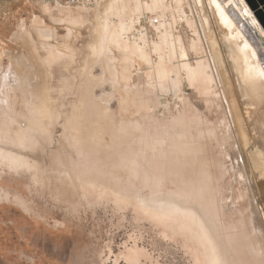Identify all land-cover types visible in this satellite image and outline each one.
Masks as SVG:
<instances>
[{
  "label": "rangeland",
  "instance_id": "rangeland-1",
  "mask_svg": "<svg viewBox=\"0 0 264 264\" xmlns=\"http://www.w3.org/2000/svg\"><path fill=\"white\" fill-rule=\"evenodd\" d=\"M112 1L59 7L38 0H0V67L14 65L20 81H30L38 93L51 96L57 90L55 98L49 97L47 119L60 115L67 122V109L75 107L83 115L90 110L83 116L89 120L79 117L78 123L91 124L84 128L91 138L108 145L119 132V142H124L125 148L142 144L134 161L119 163L102 150L95 162L80 165L59 158L58 142L25 146L8 140L9 135L0 136L4 148L0 149V264H195L196 256L202 259L204 243L211 250V241H205L203 231L187 222L186 216L173 214L177 211L164 215L165 210L155 207L162 200L197 210L224 263L246 264L233 246L238 242L225 236L227 229L219 219L213 191L221 192L222 185L204 181L205 175L195 174L193 162L183 164L181 157L173 169L158 168L147 157L146 147L158 141L165 154L182 153L186 147L197 153L206 146L214 152L219 145L225 146L226 153L232 150L233 139L220 120L229 111L220 96L225 94L231 101V95L250 138L246 146L232 118L235 143L240 145L237 152L252 181L255 211L262 215L258 168L264 166V154L260 153H264V90H253L264 84L260 59L247 50L243 55L244 37L237 36L235 26L222 20L213 0H118L115 10H109ZM145 14L162 16L163 23L153 30V37H140L133 30L139 16ZM102 20L109 29L100 30ZM122 23L129 26L128 49L124 43L112 42V30ZM41 32H51V38ZM164 33L167 43L164 36L161 39ZM42 42L62 53L57 65L45 61ZM157 42L161 46H154ZM183 50L187 58L181 54ZM158 65L169 71L161 76L164 79L156 75ZM188 67H201L205 72L192 78ZM81 102L90 109L80 108ZM24 103L23 98H17L20 108ZM92 106L103 113L94 112ZM4 113L0 108L1 121ZM64 122L62 125L67 124ZM231 150L222 162L236 173ZM212 173L221 179L214 168ZM240 187L235 184V197Z\"/></svg>",
  "mask_w": 264,
  "mask_h": 264
},
{
  "label": "bare ground",
  "instance_id": "bare-ground-1",
  "mask_svg": "<svg viewBox=\"0 0 264 264\" xmlns=\"http://www.w3.org/2000/svg\"><path fill=\"white\" fill-rule=\"evenodd\" d=\"M117 1L118 0H113L107 8L109 10L114 8V10H115V8H116L115 6H117V4H118ZM213 1H214V3H216V5L218 7V12L221 13L220 15L222 17V20L225 23H229V24L231 23L233 26H235L236 30L234 29L233 31H235L238 34L237 36L244 37L243 44H242L244 54L243 53L242 54L245 55V50L250 51L251 54L258 61L260 59L262 65H263V68H264V30H263L264 26L261 24L260 20L256 16L255 12L252 10V8L248 5L247 1L245 0L252 12L249 10V8H247V6L242 7V5L240 3H238V6H237V4L234 0H213ZM242 4H244V3H242ZM85 7H87V6H85ZM104 21L105 20H102L100 30L105 31L109 28ZM127 28H129V26L126 25V23H122V24H120V26L118 25L116 29L112 30V31H114V38H113L114 40L112 41V37H109V38H111L109 40H111L112 42L115 41L118 45L124 43L125 49H128L130 47L128 45L129 44L128 40L130 38H129V36H128L129 39L127 38V35H128L126 33V30H128ZM20 32L23 33L22 30H20ZM106 32L108 33L109 31H106ZM29 33H31V32H29ZM108 34H110V33H108ZM41 35H43V37H45V38H51V32H41ZM101 36H103L102 38L104 41L105 32H103ZM108 36H111V35H108ZM108 36L106 38L107 40H108ZM132 36H134V35H132ZM163 36H164V38H163ZM162 38L164 39L165 43H167L169 40L166 33H164V35H162L161 39ZM157 45H160V44L158 43L154 46H157ZM142 47L137 46V48H139V50L143 49ZM40 48H41V51L44 50L42 56H44L45 61H48V59H50V61L55 63L56 61L60 60V58L62 56V53L58 49H56L53 46H50V44H47L45 42L41 43ZM101 48H103V44H101ZM38 49H39V47H38ZM241 50L242 49L240 48V51ZM181 54L184 55V58H187V53L184 50ZM247 55H248V53H247ZM146 56H147V54H146ZM250 57H251V55H250ZM22 58L26 59L25 55H23ZM162 58H164V57H162ZM161 63H163V62H160V64ZM248 63L250 64V62H248ZM258 65H260V64H258ZM58 67L59 66H57V68ZM162 67L165 68L166 66L164 65ZM257 67H255V69H258ZM248 68H250V66ZM263 68H262V66H261V69L259 67V69L261 70V71L259 70L260 74H261V72L264 73ZM166 69L167 68H165V70ZM187 69H189L188 71L191 74V76L189 74L190 77H192V76L193 77H195V76L201 77V75L205 72V71H203V69L201 67H195V68L188 67ZM165 70L162 69L160 67V65H158L157 66V74L156 73L155 74L159 75L160 77L161 76L164 77V73L167 72ZM248 71H250V70H248ZM152 72H154V71L152 70ZM251 72L253 73V71H251ZM0 73H1L0 74V108L5 110V112H6V114L4 113L5 118L2 116L3 121L0 120V129H2V131H0V136L7 137L9 135L7 137L8 140L12 141L13 143H15L17 145H25V146L34 145V144H37L38 146L39 145L42 146L43 144H48L51 141H53L54 143L58 142V143H56L57 144V147H56L57 155H59L60 159H63V161H65L69 164L76 163V162H78L80 165H82L83 163H90V162L93 163L97 160L98 157L103 155L102 150H105L107 152L105 154H107L108 156L109 155L115 156L116 157L115 160L119 161V163H126V162L134 161L137 159L138 152H139L140 148H142L140 145H142V144L137 143L136 145L125 148V146L122 145V143H124V142H122V143L119 142L120 141L119 140V137H120L119 132H115L113 134L114 142H112L111 144H108V145H105L104 141H103L104 143H102V141L99 138H91L87 133H85L84 128L87 129L88 124L89 125H91V124L90 123H85V124L81 123L83 127H80L81 124L78 123V119H80L79 117H82V119L84 118V120L88 121L89 116H85V117H83V116L89 115L90 110H88V114L83 115L81 110L80 109L76 110L75 107L70 109L69 111L67 109L65 112L67 114L66 120H68V121L67 122L65 121L67 123L65 125H62L64 121L61 120V117H59L60 115L59 116L56 115L54 117L52 116V118L48 117V119H47V114L51 113L48 110V104L50 102L49 97L51 98V96L53 95L55 98V96L57 94L56 89H55V94H54V91H52L51 96H50V94L45 95L44 94L45 92L38 93L35 90L33 83H31L30 81H28V83L20 81L19 73L16 70V68L14 67V65L8 67V69L6 67H0ZM256 73H257V71H256ZM209 75H210V77L213 78L211 73ZM261 76H263V78H264V75H261ZM163 77H161V78L164 79ZM158 79H159V77H158ZM195 79H197V78H195ZM161 81H163V80H161ZM208 81H209V79H208ZM53 87H55V86H53ZM228 90L231 92L230 89H228ZM46 92H47V90H46ZM229 94H232V93H229ZM18 97L23 98V101L25 102L21 108H20V106L16 105V101H17ZM224 97H225V100H224ZM230 97H231V101L229 100V98H227V96L225 94L224 95L222 94L220 96V99H222V101L226 102L228 104V108H229V111L226 110V116L220 120L224 124L223 130L225 129L224 131L228 132L229 137H231L233 139V142H232L233 148H232V150L231 149H229V150H231V153H232V155H231V157H233L232 161L236 160V161H233V163H232L233 165L231 164V166H235V165L237 166L234 169V170H236V173H235V171H233V167L231 168L232 170H230V171L228 169H226L225 164H223V162H222L223 157L226 156V154H228V152H229V150L227 151V153H226V151H223L222 147H225L223 145H221L222 147H220V145L217 146L218 148L214 152H213V150H210V148H212L211 146L210 147L206 146V147H202L201 149H199L200 152H197V153L195 152L196 150H191L189 148L186 149L187 148L186 147V148H184V150H186V151H184L182 153L169 151L170 153L165 154V149L164 150L162 149L164 152L160 151L161 148H159L157 145L158 141L152 142L151 145L147 141L146 144L148 146L149 145L150 146L146 147L149 149L148 150L146 149L147 151L146 150L145 151L147 152V157L152 158V160L156 162L155 165L158 168L168 166L169 168L173 169V167H174L173 163L174 162L177 163L176 161L179 160L178 157H181L183 164L193 162V165L195 168V174L200 175L201 178H203L202 175H205L203 178V180L205 179L204 181L210 180L208 182L212 186H216L218 184H221L223 187V190L221 192L213 191V193L215 195L214 198L216 199V202L218 203V206H219L220 222H221V224H223L225 226V229H227L225 232V236H227V237L232 236L238 242V245L235 242V244H233V246L238 248V252L241 254V257H242V260L244 261V263H246V264H264V246H263V244H264V193H262L263 204L261 205L262 215H260V213L258 214L259 210L257 208L256 209L258 210V212H257V210L255 211V205L256 204L253 205V203H252V202H254L253 201L254 200V198H253V191L254 190L252 188V181H251L250 177L248 176L249 174L247 175V173L245 172L246 170H244V168H243L244 166L242 165L240 158H239L238 152H239V148H240L239 146L240 145L236 144V143H238L237 141L235 143L236 133L234 132V129H233L234 126H233L232 118L236 119L237 125L240 129V133L242 134V137L244 139V143L246 146H249V144H250L249 139L250 138L248 137V134H247L248 132H246L244 129V118L239 115V108L235 104L234 98H232L231 95H230ZM83 99H85V98H83ZM68 100H69V98H68ZM73 102H71V103H73ZM94 105H95V103H94ZM30 106H32V107H30ZM79 106H80V108L86 107L87 109H90V106H86L84 102H81ZM72 107H73V105H72ZM92 108H94V106L91 107V110H92ZM62 109H63V107H62ZM102 110H101V108H98V109L94 108L93 111L94 112L96 111V113H103ZM18 120L20 121L19 124L17 123ZM150 122H152V121H150ZM157 125H159V124H157ZM155 128H157V127H155ZM219 128H218V130H219ZM147 129H149V128H147ZM120 133H122V132H120ZM154 133H155V131H154ZM214 134L217 135L216 133H214ZM149 135H150V131H149ZM223 135H226L225 132ZM97 137H99V136H97ZM100 137H101V135H100ZM55 138H56V141H55ZM218 138H219V135H218ZM222 139H224V138L222 137ZM225 139H227V137ZM228 140H231V139H228ZM228 140H226V141L228 142ZM174 141L176 142V140H174ZM219 142H221V141H219ZM107 143H108V141H107ZM176 143H178V142H176ZM228 144L232 145L230 143H228ZM134 146H136V147H134ZM174 146H175V143H174ZM188 147H189V145H188ZM0 149H4V148L0 147ZM192 149H194V148H192ZM202 152H204L203 155H202ZM186 153H187V156L183 155ZM260 153L264 154L262 151H260ZM209 158H210V160L207 161L206 159H209ZM262 158L264 159V156H262ZM197 168H198V170H197ZM213 168L216 170V174H218V176H220L222 180L220 178L215 177V174L212 173ZM227 168H228V166H227ZM219 170H220V172H219ZM217 171H218V173H217ZM258 173L260 174L259 186L263 192V188H262L264 186V166L263 165H259ZM205 183L206 182H204V184ZM236 183H240V185H241L238 194L236 193L237 197H235V192L237 191L235 189ZM238 187H239V184H238ZM238 187L236 185V188H238ZM201 188H203V185L201 186ZM242 199L243 200L246 199L245 200L246 202L242 201ZM239 200H240V202H239ZM155 207L160 209V210H165V212H163V214L168 216V217L170 215V214H168V211L169 212L177 211V213H173V214H175V215L176 214H179V215L182 214V216H186L188 219L187 222H191V224H196L201 233L203 231V234L205 236L204 237L205 241L207 240V238L209 240H211V238H210L211 233L209 232L208 229L206 230V228L204 227L203 219L197 210H195L191 207H185L184 208L180 204H178L176 202H172L171 200H169V201L162 200V202L156 203ZM194 216L197 218H194ZM204 246L206 248H210L209 244L205 245V243H204ZM213 250L214 249H212L213 253L210 254V257L213 259L214 262H210V264H222V256L217 254Z\"/></svg>",
  "mask_w": 264,
  "mask_h": 264
},
{
  "label": "built area",
  "instance_id": "built-area-1",
  "mask_svg": "<svg viewBox=\"0 0 264 264\" xmlns=\"http://www.w3.org/2000/svg\"><path fill=\"white\" fill-rule=\"evenodd\" d=\"M46 2L47 4L59 7H85L95 6L102 0H38ZM163 19L160 15L145 14L137 19L134 26V32L140 33V37H153L154 31L157 30L162 24Z\"/></svg>",
  "mask_w": 264,
  "mask_h": 264
},
{
  "label": "flooded vegetation",
  "instance_id": "flooded-vegetation-1",
  "mask_svg": "<svg viewBox=\"0 0 264 264\" xmlns=\"http://www.w3.org/2000/svg\"><path fill=\"white\" fill-rule=\"evenodd\" d=\"M5 155V154H4ZM8 156V155H5ZM11 157L10 159H16L17 161L23 160L20 157H16V156H9ZM211 238V236H210ZM211 250H209V248H206L205 246L202 248V254L199 255L200 258H202L201 260L198 259V257L196 256L194 259L195 264H210V262H214L213 259L210 257V254H212V249H214L213 251H215L217 254L221 255V253L218 251L219 249L217 248V244H215V242L211 239ZM135 256L137 258H139V252H135ZM222 256V255H221ZM136 258V259H137ZM222 264L224 263L223 257H222ZM226 264H229L228 262Z\"/></svg>",
  "mask_w": 264,
  "mask_h": 264
},
{
  "label": "water",
  "instance_id": "water-1",
  "mask_svg": "<svg viewBox=\"0 0 264 264\" xmlns=\"http://www.w3.org/2000/svg\"><path fill=\"white\" fill-rule=\"evenodd\" d=\"M264 26V0H246ZM263 192L264 193V186Z\"/></svg>",
  "mask_w": 264,
  "mask_h": 264
},
{
  "label": "crops",
  "instance_id": "crops-1",
  "mask_svg": "<svg viewBox=\"0 0 264 264\" xmlns=\"http://www.w3.org/2000/svg\"><path fill=\"white\" fill-rule=\"evenodd\" d=\"M238 6V3L242 5V7H245L246 5L242 4L244 3L242 0H234ZM239 1V2H238ZM263 89L264 90V84L260 83L257 87L253 88V90L257 91L256 89ZM232 89V88H231ZM232 92V91H231ZM235 97V96H234ZM236 98V97H235Z\"/></svg>",
  "mask_w": 264,
  "mask_h": 264
},
{
  "label": "snow or ice",
  "instance_id": "snow-or-ice-1",
  "mask_svg": "<svg viewBox=\"0 0 264 264\" xmlns=\"http://www.w3.org/2000/svg\"><path fill=\"white\" fill-rule=\"evenodd\" d=\"M262 75H264V73H262Z\"/></svg>",
  "mask_w": 264,
  "mask_h": 264
}]
</instances>
